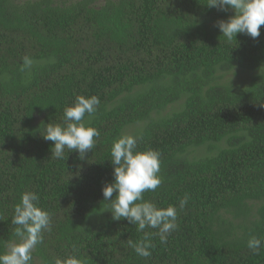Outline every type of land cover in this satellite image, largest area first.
Segmentation results:
<instances>
[{
  "label": "trees",
  "instance_id": "16d2710c",
  "mask_svg": "<svg viewBox=\"0 0 264 264\" xmlns=\"http://www.w3.org/2000/svg\"><path fill=\"white\" fill-rule=\"evenodd\" d=\"M99 1L0 0V254L19 242L14 207L33 192L50 230L30 264H264V25L227 42L215 24L234 13L207 0ZM77 96L99 98L85 123L100 135L83 159H54L46 125ZM127 131L137 151L160 153L162 184L143 197L176 207L167 243L104 201ZM146 234L147 258L128 243Z\"/></svg>",
  "mask_w": 264,
  "mask_h": 264
},
{
  "label": "clouds",
  "instance_id": "9594fccd",
  "mask_svg": "<svg viewBox=\"0 0 264 264\" xmlns=\"http://www.w3.org/2000/svg\"><path fill=\"white\" fill-rule=\"evenodd\" d=\"M207 7L217 8L234 14L227 20L217 21L219 29L227 42L235 40L237 34L249 36L252 39L260 35V27L264 25V0H207ZM34 61L25 56L22 59L21 71L31 69ZM100 100L97 96H77L72 106L66 107L63 124L46 125L45 140L52 141L51 157L65 159L64 152L75 150L78 158L83 159L87 152L92 151L100 133L97 129L87 126L85 116L89 119L96 112ZM139 137L124 134L113 142L110 150L113 165L112 183H106L102 188L104 201L110 205L113 220L126 219L143 232L146 228L156 229L160 242L167 243L168 236L177 229V209L174 206L158 208L151 201L144 200L143 193L155 191L161 184L160 153L148 149L137 151ZM115 193V199H113ZM190 197L179 202L181 209L188 203ZM39 197L33 192H25L20 203L14 207L12 223L17 225L14 234L19 242L7 245V251L0 254V264H30L32 251L42 241V233L50 230V215L37 206ZM151 234L129 246L141 257L151 255ZM261 241L256 237L248 241V248L258 251ZM55 264H82L75 256L64 260L56 259Z\"/></svg>",
  "mask_w": 264,
  "mask_h": 264
},
{
  "label": "rangeland",
  "instance_id": "374dc122",
  "mask_svg": "<svg viewBox=\"0 0 264 264\" xmlns=\"http://www.w3.org/2000/svg\"><path fill=\"white\" fill-rule=\"evenodd\" d=\"M16 2H18V3H22V2H25V1H27V0H15ZM102 1L103 0H100L99 1V3H102ZM130 131H127V134L129 133ZM200 155H203V153L201 152L200 153V151H197V152H194V153H192L191 155H190V158L192 159V158H198V157H200Z\"/></svg>",
  "mask_w": 264,
  "mask_h": 264
}]
</instances>
